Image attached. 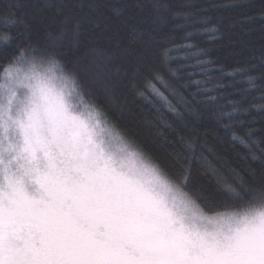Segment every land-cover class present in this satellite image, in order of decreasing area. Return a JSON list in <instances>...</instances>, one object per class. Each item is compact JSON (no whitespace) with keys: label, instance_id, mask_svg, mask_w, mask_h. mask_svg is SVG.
Returning <instances> with one entry per match:
<instances>
[{"label":"trees","instance_id":"1","mask_svg":"<svg viewBox=\"0 0 264 264\" xmlns=\"http://www.w3.org/2000/svg\"><path fill=\"white\" fill-rule=\"evenodd\" d=\"M80 2L0 0V77L4 67L19 56L20 49L26 54L34 49L31 55L38 58L54 56L76 73L85 100L143 147L170 176L182 180L206 210L224 211L225 203L239 207L252 191L264 188L260 161L250 156L246 162L240 159L237 153L247 155L246 150L238 141L236 149L229 148L230 134L222 130V124L229 121L213 118L221 112H232L233 105L240 102L241 111L233 115L245 122L246 129H254L257 137L264 135V108L258 107L264 105L262 93L250 88L246 76L239 72L254 65L256 71L248 75L259 76L264 72L259 67L264 57V0H121L127 6L125 16L116 17L102 8L104 20L100 28L91 23L94 12L75 7ZM83 2L87 4L90 0ZM11 3L17 4L18 9H10ZM137 3L143 7H135ZM61 4L64 11L58 14ZM65 16L71 17L67 25L63 23ZM213 27L216 31H208ZM49 33L59 37L55 46ZM9 36L13 39L11 46L6 47ZM167 49L172 51L165 55ZM199 61L210 63L200 65ZM177 63L185 66L186 75L195 74L193 80L212 77L208 88L217 83L227 85L210 93L217 101L212 105L213 112L203 119L185 113L182 122L160 103L149 102L153 97L143 81L151 79L153 73L170 78L167 68ZM202 66L209 70L206 75L200 72ZM133 83L140 87L134 89ZM160 90L163 92V88ZM195 90L196 85L189 89ZM138 92H145L149 99ZM184 95L191 99L188 91ZM165 120L172 127H166ZM193 128L201 143L217 149V155L223 158L220 162L209 152L204 155L228 177L243 199L228 192L196 163L192 164L188 182L182 179L181 166L188 153L181 137L192 139ZM224 161L243 175L246 187L232 179ZM249 169L255 170V177Z\"/></svg>","mask_w":264,"mask_h":264},{"label":"snow or ice","instance_id":"2","mask_svg":"<svg viewBox=\"0 0 264 264\" xmlns=\"http://www.w3.org/2000/svg\"><path fill=\"white\" fill-rule=\"evenodd\" d=\"M18 7L15 3L9 5L12 10ZM75 7L87 8L94 12L91 23L96 28H100L104 20L102 8H107L116 17H124L127 12V6L121 0H103V3L100 0H90L87 4L81 0ZM135 7L142 8L143 5L137 3ZM57 11L58 14H62L64 6L61 4ZM12 15H15V11H12ZM70 19V16H65L63 23L67 25ZM78 29L79 25L77 34ZM208 31L214 32L216 29L213 27ZM12 39L13 37L9 36L6 47L11 46ZM58 39L59 37L49 33V40L53 46ZM31 51L26 54L20 49L14 63L4 67L3 82L0 83V128H6L11 123L18 124L23 129L25 139L23 151L29 154V162L37 173L38 191L34 202L39 205H51V210L41 217L29 216V227L39 236L40 242L20 243L19 209L22 203L32 202V198L21 192L19 179L13 180L9 176L11 170L9 155L14 148L10 144L6 145L0 138V175L8 180L9 188L7 203L0 204V264H264V229L254 230L249 243L243 248L178 245L169 242L157 229L151 217V209L145 203L136 198L129 199L119 190H102L94 194L87 203L71 193L53 192L47 175L39 167V158L36 155L45 150L44 141L39 133L37 110L27 109L25 119L21 121L13 115L12 101L21 83L17 76L19 68L16 65L21 61L36 60L38 57L31 55ZM171 51L165 50V55ZM53 58L54 56L38 59L43 62ZM206 63L210 61H199L200 65ZM259 67L264 69V57L261 58ZM208 71L203 66L200 68L202 74L206 75ZM254 71L255 65L249 69L239 70L246 76L249 87L260 90L262 93L260 98L264 99V72L259 76L248 75ZM167 72L170 78L166 79L159 73H153L151 79L146 78L143 81V86L153 97L149 102L160 103L182 122L185 113L203 119L205 114L213 112L212 105L216 103L217 97L210 93L227 87L217 83L213 88H208L212 77L193 80L192 76L195 74L186 75L185 66L179 63L175 67L169 66ZM171 78H175L174 81ZM135 79L136 76H133V80ZM193 85H196V90L189 91ZM45 87L43 84L39 85L41 91ZM132 87L138 89L140 85L133 83ZM160 88H163V92ZM185 91H188L191 99L184 95ZM138 94L146 100L149 99L145 92ZM56 100L58 105L63 107L62 97H57ZM239 103L233 105L232 112H221L213 118L229 121L222 124V130L231 137L228 147L236 149L238 141L247 152V155L238 152V157L245 162L249 156L252 160H259L261 177L264 178V135L257 137L254 129H246L245 122L233 115L241 111ZM258 107L264 108V105ZM164 124L166 127H172L166 120ZM241 131L243 135L240 134ZM192 134V139L181 137L188 153L184 156L185 163L181 166L182 179L185 183L191 175L192 164L196 163L205 168L228 192L243 199L236 187L228 182V177L204 155V152H209L217 162H220L223 158L217 155V149L209 148L206 142L201 143L195 128ZM224 167L233 180L241 187H246L247 182L239 171L227 161H224ZM249 171L255 177V170ZM225 207V211L233 208L226 203Z\"/></svg>","mask_w":264,"mask_h":264},{"label":"clouds","instance_id":"3","mask_svg":"<svg viewBox=\"0 0 264 264\" xmlns=\"http://www.w3.org/2000/svg\"><path fill=\"white\" fill-rule=\"evenodd\" d=\"M17 76L21 83L12 101L14 116L21 121L27 109L37 110L45 149L39 167L53 192L71 193L85 203L102 190L130 193L151 209L164 237L178 245L243 248L254 230L264 229V188L252 191L239 207L206 210L182 180L170 176L85 100L76 73L60 60H27ZM40 84L46 86L43 91ZM14 131L23 129L17 124ZM20 190L32 198L21 205L29 216L51 210V205L34 202L38 187L31 177Z\"/></svg>","mask_w":264,"mask_h":264},{"label":"rangeland","instance_id":"4","mask_svg":"<svg viewBox=\"0 0 264 264\" xmlns=\"http://www.w3.org/2000/svg\"><path fill=\"white\" fill-rule=\"evenodd\" d=\"M25 62L26 61H21L16 66L18 68H21L23 67ZM12 63H9V64H12ZM2 82H3V73L1 74V77H0V83ZM13 115H14V112H13ZM103 115L107 118L109 123L114 125L116 129H118L117 126L114 123H112V121L109 119L108 116H106L104 113ZM14 128H15V125L11 123H9V125L6 128H0V138L3 139V142L6 145L10 144L14 148V150L11 151L9 155V162L11 163V170H10L9 176L13 180H16V179L20 180V184H19L20 189L27 187V178L29 177L33 179L35 186L38 187V184L36 183L37 173L35 172L34 167L29 162V154L23 151L25 147L24 134L23 132H20L19 134H17L14 131ZM118 130L121 132L120 129ZM122 134L127 139L131 140L136 147H138L141 151H143L153 161H155V159L151 157L150 154H148L143 147H140L138 144H136L131 137H128L124 133ZM36 155L39 158V162H40L42 153L38 152ZM155 162L158 163L157 161ZM160 167L162 168L161 165ZM6 188L8 189V194H9L8 180L5 179L3 175H0V204L7 203V199L5 196ZM123 194L126 195L129 199L134 198V196L130 193H123ZM29 195H30V190H29ZM19 216H20V224H19L18 235L20 238V243H29V244L37 243L38 244L40 242V238L34 231L30 229L29 224H28L29 215L26 214L22 210V207H20L19 209Z\"/></svg>","mask_w":264,"mask_h":264}]
</instances>
